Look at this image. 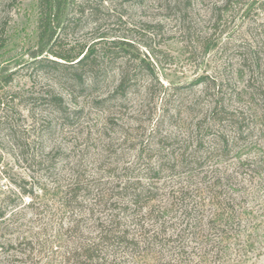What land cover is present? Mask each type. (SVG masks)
Instances as JSON below:
<instances>
[{"label":"rangeland","instance_id":"1","mask_svg":"<svg viewBox=\"0 0 264 264\" xmlns=\"http://www.w3.org/2000/svg\"><path fill=\"white\" fill-rule=\"evenodd\" d=\"M224 1L71 0L40 44L37 0H0V264H70L61 258L70 215L55 191L75 179L94 193L145 175L157 141L191 140L216 102L246 126L259 121L264 88L246 85L233 49L256 43L264 55L254 29L263 0ZM89 50L83 65L35 60ZM22 189L36 193L37 210ZM27 240L32 258L15 262L9 245ZM252 264H264V249Z\"/></svg>","mask_w":264,"mask_h":264},{"label":"trees","instance_id":"2","mask_svg":"<svg viewBox=\"0 0 264 264\" xmlns=\"http://www.w3.org/2000/svg\"><path fill=\"white\" fill-rule=\"evenodd\" d=\"M69 1L37 0L40 44ZM257 8L264 13V0ZM254 29L264 37V20ZM4 46L0 34V50ZM233 50L238 67L246 68V85L253 87L256 80L264 88L260 76L264 55L259 46L242 43ZM49 52L60 61L46 57L35 60L57 66L83 65L92 54L90 50L76 56ZM205 79L199 77L193 84ZM3 80L7 84L11 79L6 76ZM123 86L121 78L118 88ZM59 101L53 96L50 104L61 107ZM206 116L189 141L170 136L159 139L155 163L145 166V175L129 177L94 193L78 179L55 191L60 194L62 212L70 215V225L62 233L69 237L61 247L64 263L252 264L262 255L264 105L259 121L252 126L244 125L242 118L220 102L210 106ZM22 192L30 196L26 205L37 210L36 193L32 189ZM95 215L94 231L84 233L82 227ZM31 244L27 240L9 245L15 262L32 258L35 248Z\"/></svg>","mask_w":264,"mask_h":264}]
</instances>
